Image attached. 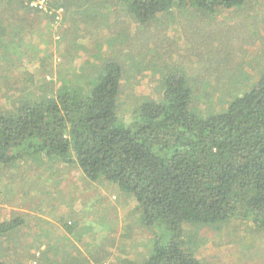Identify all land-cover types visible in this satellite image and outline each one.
<instances>
[{"label": "rangeland", "instance_id": "1", "mask_svg": "<svg viewBox=\"0 0 264 264\" xmlns=\"http://www.w3.org/2000/svg\"><path fill=\"white\" fill-rule=\"evenodd\" d=\"M57 5L65 8L59 10L60 22H54L51 14ZM50 6L48 11L14 10L31 35L21 34L25 26L20 23L12 46L20 39L40 45L44 60L39 61L37 52L28 55L37 58L38 66L45 64V72L56 78L44 91L119 57L123 62L120 114L127 120L141 98L162 96L161 78L169 70L179 67L203 81L198 105L208 112L225 109L264 74V0H250L212 16L199 13L196 17L190 10L174 7L147 27L140 26L117 0H52ZM194 29L199 32L196 46L187 39ZM4 48L0 46V113L14 109L21 95H38L37 84L21 80L20 66L24 70L30 66L20 62V48L12 50L13 72L7 68L6 53L2 56ZM126 54L129 60L124 59ZM136 204V198L120 191L117 184L89 180L77 161L41 155L20 160L14 167L2 166L0 222L16 217L23 222L0 236V260L6 264H141L154 235L141 223ZM72 226L74 232L69 233L66 228ZM188 226L196 256L204 264H264L263 227L239 219L217 226Z\"/></svg>", "mask_w": 264, "mask_h": 264}, {"label": "trees", "instance_id": "2", "mask_svg": "<svg viewBox=\"0 0 264 264\" xmlns=\"http://www.w3.org/2000/svg\"><path fill=\"white\" fill-rule=\"evenodd\" d=\"M31 1L0 0V46L15 44L10 32L22 18L14 10H36ZM117 1L147 27L174 7L212 16L250 0ZM51 14L54 20L57 10ZM192 31L186 37L196 46L199 32ZM118 60L94 65L57 90L24 88L38 95H21L14 109L0 113V167L41 155L77 161L89 180L106 179L133 195L141 223L154 235L141 264H204L188 225L239 219L264 228V74L225 109L208 112L198 105L203 81L179 67L169 70L161 78L162 96L141 98L127 120L120 114L123 62ZM22 222L20 217L0 222V236ZM66 229L74 232L73 226Z\"/></svg>", "mask_w": 264, "mask_h": 264}, {"label": "crops", "instance_id": "3", "mask_svg": "<svg viewBox=\"0 0 264 264\" xmlns=\"http://www.w3.org/2000/svg\"><path fill=\"white\" fill-rule=\"evenodd\" d=\"M54 22H55V20H54ZM24 26H22V28ZM27 27L28 26H25L23 28L24 33H21V34H25L26 36L27 35H31L30 33H26ZM32 31H36V30H31L30 32H32ZM10 34L14 35L12 32H10ZM9 37H11V35ZM26 44H28L29 47H27ZM38 47H40V45H38V44L36 45L35 42H32V41H30V42L29 41H27V42L23 41L22 42L21 39H20V44H18L16 47L12 46V44H7L6 48H7L8 52H7V50H5L6 48H4L5 51L2 52V56H5V53H6V58L8 59V60H6V64L8 66L7 68L11 72H13V68L9 67V65H11L12 67L14 66L15 61L13 60V58L15 57V54L12 53L11 51H12V49H15V48L19 49L20 48V52H21V54H20V62L25 61V62H23L22 65H24V66L28 65V66H30L29 69H31L30 71L27 72L28 74L26 75V71L27 70L21 69V66H20V73L24 71V73H23L24 77H22L21 80L23 79L24 83H26L27 81H31L32 83L37 84L38 87H39V91H40V87H42L43 90H44V88L47 85H49V83H50L49 81H52V80H54L56 78H51L48 75V73L45 72L44 68H42L41 66H38L36 61H34L37 58L39 59V61L44 60L43 56H41L43 54L40 55V52L38 51ZM31 48H33V49H31ZM28 52H37V58L34 59L32 57H29ZM45 56H48V53L45 52L44 57ZM26 59H28V60L26 61ZM29 59H33V60L30 61ZM33 74H34V77H32L30 79L31 75H33ZM36 75H38V77L40 79L43 78V82L40 81L39 79H37ZM45 82H47V83H45ZM57 89H59V88H54V90H57Z\"/></svg>", "mask_w": 264, "mask_h": 264}, {"label": "clouds", "instance_id": "4", "mask_svg": "<svg viewBox=\"0 0 264 264\" xmlns=\"http://www.w3.org/2000/svg\"><path fill=\"white\" fill-rule=\"evenodd\" d=\"M35 0H32L31 1V3H29L30 4V6H33V7H35L36 9H41V10H45V11H48L49 9H50V7H49V5H48V1L49 0H37V1H35L36 3H37V5H33L32 3L34 2ZM42 5V6H41ZM60 9H63V11H64V8L63 7H60V8H58L57 9V16H56V18H55V22H60L61 20H62V18L61 19H57L58 17H59V10Z\"/></svg>", "mask_w": 264, "mask_h": 264}, {"label": "built area", "instance_id": "5", "mask_svg": "<svg viewBox=\"0 0 264 264\" xmlns=\"http://www.w3.org/2000/svg\"><path fill=\"white\" fill-rule=\"evenodd\" d=\"M33 5H37V3L33 4ZM42 6V5H41Z\"/></svg>", "mask_w": 264, "mask_h": 264}]
</instances>
